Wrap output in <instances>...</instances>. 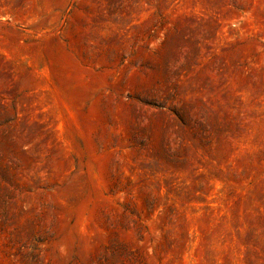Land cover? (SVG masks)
Wrapping results in <instances>:
<instances>
[{
    "label": "rangeland",
    "instance_id": "374dc122",
    "mask_svg": "<svg viewBox=\"0 0 264 264\" xmlns=\"http://www.w3.org/2000/svg\"><path fill=\"white\" fill-rule=\"evenodd\" d=\"M0 264H264V0H0Z\"/></svg>",
    "mask_w": 264,
    "mask_h": 264
}]
</instances>
